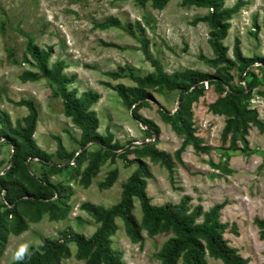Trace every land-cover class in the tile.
Segmentation results:
<instances>
[{
	"label": "rangeland",
	"instance_id": "1",
	"mask_svg": "<svg viewBox=\"0 0 264 264\" xmlns=\"http://www.w3.org/2000/svg\"><path fill=\"white\" fill-rule=\"evenodd\" d=\"M238 0H224L225 7L233 6ZM243 8L230 21L227 37L223 44L228 47V57L233 58L234 39L240 40L244 57H260L264 60V0H242ZM182 0H170L161 10L152 8L150 3L144 7L134 0H0V111L6 112L12 122L27 115L25 107L14 103L20 99H32L38 106V120L34 140L46 153L56 152L55 137H60L67 151H79L74 139H79L80 131L63 114L60 97L55 96V87L46 79L36 82H22L24 71H36L23 62L27 43L26 36L42 49L52 48L49 64L64 61V73L76 75L70 89L80 94L92 91L99 100L92 107L99 120L98 132L105 135L109 130L114 140L125 147H140L148 141L153 142L157 151L167 153L173 164L172 175L158 162L141 158L148 175L147 193L152 204L173 205L183 196L191 199L190 205H201L204 211L215 204L226 202L220 220L227 224L224 239L229 246L236 248L248 264H264V240L259 238L254 218L264 219V132L251 127L246 136L248 148L237 141V149H232L229 141L221 139L225 117L213 114L208 106L218 97L213 86L203 85V95L192 106L195 136L202 140L208 151L198 152L188 145L181 153L182 164L176 161L175 152L180 148L183 137L176 135L169 124L162 121L158 110L162 108L174 113L178 108L177 93L165 89H149V105L139 110V114L151 120L160 130L157 139H148L145 128L132 118L115 93L114 87L124 85L135 87L129 78L114 80L107 76L110 71L124 69L145 77L155 73L152 61H156L165 74L173 75L186 71L214 74L215 69L208 63L213 59L208 44L209 28L199 22L192 25L197 17L207 14V9L182 6ZM111 18L117 19L120 27L109 26ZM139 23L140 28L136 25ZM107 24V25H106ZM105 25V26H103ZM133 30V34L129 33ZM147 46V55L143 51ZM112 44L113 46H109ZM262 64L251 69L259 79L264 76ZM232 84L242 86L240 73L234 68ZM250 80L245 77V83ZM262 85L252 90L250 109L256 110L258 118L264 123V96ZM259 97L257 102L252 98ZM97 146H89L88 153L97 151ZM11 147L0 142V176L10 164ZM114 153L100 167L88 188L82 187L69 172L51 177L53 182H61L70 190L67 199L69 211L58 221H51L44 214L39 221H27V229L19 235L10 234L5 248L0 254V264H13L18 255L26 253L31 246H38L40 240L57 238L59 233L71 228L89 238L99 226L81 205L91 203L109 208L119 202L122 185L136 169V163L126 166L119 154ZM133 156H128L132 159ZM88 155L82 161V170ZM118 169L115 184L101 190L106 174ZM31 170L40 175L38 163L31 164ZM3 194H0L2 202ZM134 200L133 214L141 223V210ZM117 231L111 236L112 248L121 253L125 264H159L157 255L164 244L174 236L172 231L162 230L155 236L142 231L143 241L133 243L126 236L123 222L116 219ZM235 229V233L233 230ZM71 257L62 259L60 264H85L75 257L76 247L70 244ZM206 264H222L220 260L206 255ZM178 264H183L180 259Z\"/></svg>",
	"mask_w": 264,
	"mask_h": 264
},
{
	"label": "trees",
	"instance_id": "2",
	"mask_svg": "<svg viewBox=\"0 0 264 264\" xmlns=\"http://www.w3.org/2000/svg\"><path fill=\"white\" fill-rule=\"evenodd\" d=\"M125 1V0H117ZM144 7L150 3L152 8L161 10L170 0H134ZM246 2L238 0L233 6L225 7L224 0H182V6H194L207 9V14L197 17L192 25L205 23L209 28L208 44L213 53V59L208 61L215 69L214 74L186 71L167 75L161 66L152 61L155 73L140 77L124 69L107 72L106 75L114 80L129 77L135 87L117 85L115 93L127 109L131 110L132 118L140 123L148 139H157L159 128L149 119L142 117L139 110L149 105L151 95L149 89H165L177 93L179 106L174 113L160 108L158 113L163 122L169 124L172 131L183 137L182 145L175 152V159L182 164L181 153L188 145H192L198 152L208 151L202 145V140L195 136L193 128L192 106L203 95V85L213 86L218 97L208 106L215 115L224 116L225 124L221 139L229 141L232 149H237L236 142H241L243 148H248L246 136L251 127L264 132V123L258 118L256 110L250 109L252 90L259 85L264 87V76L259 79L251 70L255 64H262L260 57H244L240 49V40L234 39L232 48L233 58L228 57V47L223 44L227 37L230 21ZM109 26L120 27L117 19L111 18ZM107 25V24H106ZM140 28L139 23L136 24ZM105 26V25H103ZM133 34V30L129 29ZM27 43L23 62L29 64L36 71H24L19 77L22 82H36L41 78L48 79L55 87V96L60 97L63 105V114L69 118L72 125L79 131V139H74L79 151H67L60 137H55L56 152L53 155L46 153L36 145L33 138L37 120L38 106L32 99H20L14 103L25 107L27 115L13 123L10 116L0 111V142L11 147V160L5 173L0 176V254L5 248L10 234L19 235L27 229V221L37 222L47 214L49 220L58 221L64 218L69 206L67 199L70 190L61 182H53L51 177L69 172L70 178L79 177L78 183L88 188L92 179L99 173L100 167L115 152L123 151L119 157L128 167L136 163V169L122 185L120 200L109 208L96 206L91 203L81 205L91 218L98 223L95 232L86 238L84 235L67 228L59 233L57 238H42L38 246H31L26 253L18 255L13 264H60L62 259L71 257L70 244L76 247L75 257L85 264H125L121 262V253L112 248L111 236L118 227L116 219L123 222L126 236L133 243L142 242V231L149 236H155L162 230L172 231L174 236L164 244L157 255L159 264H206L205 256L220 260L222 264H248L249 259L243 258L236 248L229 246L224 239L227 224L220 220L221 211L226 202L215 204L207 211L201 205L191 206V199L183 196L179 203L173 205L152 204L147 193L148 175L146 165L141 158H149L153 162L162 164L172 175V159L164 152L157 151L153 142L148 141L140 147L121 145L114 140L113 134L106 130L105 135L98 132L99 120L92 107L99 100V95L92 91L78 94L76 89H70L76 75H67L64 61H55L49 64L52 48L42 49L34 43L30 36H26ZM113 46L112 44H108ZM143 51L147 55V46L143 43ZM236 68L240 73L243 87L232 84L231 71ZM250 80L245 83V77ZM264 96V90L260 93ZM97 146V151L88 153L89 146ZM88 155L86 166L80 170L82 161ZM133 156L128 159V156ZM39 164L42 172L38 176L31 170V164ZM118 178V169L110 170L104 180L99 183L101 190L110 189ZM137 199L141 210V223L136 221L133 214L134 200ZM254 225L258 229L259 238L264 240V219L254 218ZM235 233V229L233 230Z\"/></svg>",
	"mask_w": 264,
	"mask_h": 264
},
{
	"label": "built area",
	"instance_id": "3",
	"mask_svg": "<svg viewBox=\"0 0 264 264\" xmlns=\"http://www.w3.org/2000/svg\"><path fill=\"white\" fill-rule=\"evenodd\" d=\"M260 98L259 97H254V98H252V102H257V100H259ZM251 101V100H250ZM250 103V102H249ZM252 103H250V105H251ZM250 105H249V107H250Z\"/></svg>",
	"mask_w": 264,
	"mask_h": 264
}]
</instances>
